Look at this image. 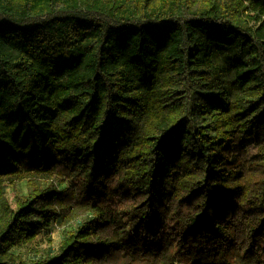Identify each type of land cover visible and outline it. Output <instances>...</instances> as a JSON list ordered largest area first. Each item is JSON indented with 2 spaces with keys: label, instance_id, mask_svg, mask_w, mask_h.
<instances>
[{
  "label": "trees",
  "instance_id": "1",
  "mask_svg": "<svg viewBox=\"0 0 264 264\" xmlns=\"http://www.w3.org/2000/svg\"><path fill=\"white\" fill-rule=\"evenodd\" d=\"M0 264H264V0H0Z\"/></svg>",
  "mask_w": 264,
  "mask_h": 264
},
{
  "label": "rangeland",
  "instance_id": "2",
  "mask_svg": "<svg viewBox=\"0 0 264 264\" xmlns=\"http://www.w3.org/2000/svg\"><path fill=\"white\" fill-rule=\"evenodd\" d=\"M255 151L256 148L254 146H249L248 156H252ZM68 185L69 182L67 180L58 183L60 188ZM18 188L21 192L26 191L25 185L22 182L18 184ZM9 190L8 188L7 191ZM9 200L13 201V195L9 196ZM76 222V218L67 221L56 220L50 226L42 229L31 241L14 247L13 252L24 261H29L45 255L47 257L53 256L56 253V249L65 231L73 229L76 226Z\"/></svg>",
  "mask_w": 264,
  "mask_h": 264
}]
</instances>
